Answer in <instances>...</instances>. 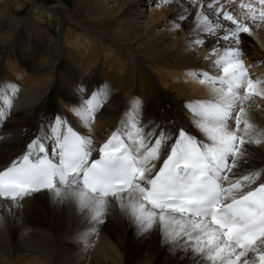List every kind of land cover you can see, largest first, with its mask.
Instances as JSON below:
<instances>
[{"label":"bare ground","instance_id":"bare-ground-1","mask_svg":"<svg viewBox=\"0 0 264 264\" xmlns=\"http://www.w3.org/2000/svg\"><path fill=\"white\" fill-rule=\"evenodd\" d=\"M73 1L71 9L63 0L50 6L40 0H0V110L12 100L10 114L0 122V170L26 154L37 138H44L51 154V130L58 120L92 136L95 147L125 127L124 122L130 125L133 117L145 132L175 136L184 130L203 140L191 107L211 94L190 73L222 75L213 62L237 46L222 39L234 27L231 22L205 7L210 20L226 27L214 35L200 31L196 15L202 9L194 0ZM241 4L260 8L259 0H219L217 6H232L239 22L250 27V35L240 34L238 47L249 75L264 80V24L254 23ZM197 39L203 40L201 46L195 45ZM21 62L25 65L18 70ZM12 86L18 89L15 94ZM105 92L92 130L84 129L77 111L93 94ZM246 109L255 127L264 130V100L256 98ZM245 148L249 164L244 171H260L258 185L264 182V143ZM109 243L121 251L122 260ZM170 245L155 229L141 232L118 205L97 224L74 201H57L49 191L18 205L0 199L1 264L20 254L36 255L45 264H199L183 248L177 252Z\"/></svg>","mask_w":264,"mask_h":264},{"label":"snow or ice","instance_id":"snow-or-ice-1","mask_svg":"<svg viewBox=\"0 0 264 264\" xmlns=\"http://www.w3.org/2000/svg\"><path fill=\"white\" fill-rule=\"evenodd\" d=\"M194 3L202 9L196 15L200 31L214 35L226 27L210 20L203 11L206 7L231 22L234 27L222 39L237 45L213 62L222 75L190 73L211 94L191 107L204 139L184 130L175 136L145 132L133 117L130 125L124 122L125 127L95 147L90 137L58 120L51 130L58 159L49 158L44 138L33 140L26 154L0 170V199L18 205L47 190L57 201H74L97 224L118 205L141 232H161L165 241H171L170 250L183 248L199 264H264V182L252 187L262 173L244 171L249 164L245 145L264 143V130L255 127L246 109L256 98L264 100V80L249 75L238 47L240 34L250 35L251 29L218 7L219 0ZM259 5V10L252 4L241 8L254 23L264 24V0ZM201 44L203 40H195V45ZM11 91L18 89L12 86ZM106 96L93 94L77 111L85 125L95 119ZM5 103L0 122L12 107L10 98ZM37 152L43 155L33 159Z\"/></svg>","mask_w":264,"mask_h":264},{"label":"rangeland","instance_id":"rangeland-1","mask_svg":"<svg viewBox=\"0 0 264 264\" xmlns=\"http://www.w3.org/2000/svg\"><path fill=\"white\" fill-rule=\"evenodd\" d=\"M40 1H42V4L44 5V6H50L51 4H53V3H56L58 0H40ZM64 1V3L67 5V6H70V8L72 9L73 8V6H74V1L73 0H63ZM29 13V9H26L25 11H24V13H23V15L21 16V17H26L27 16V14ZM245 34V33H244ZM201 46V45H200ZM9 53H10V51L8 52V53H6L7 54V56L9 55ZM7 56H6V58H7ZM1 64V63H0ZM6 64V63H5ZM24 65H25V62H21V63H19L18 65H17V69L19 70V67L20 66H23L24 67ZM10 67H6V66H4L3 65V70L4 71H6V72H8V74H9V69ZM16 70V69H15ZM11 74H13V73H11L10 72V75ZM13 76H14V74H13ZM27 77V76H26ZM25 79V78H24ZM77 116V115H76ZM78 118V117H77ZM76 118V120L82 125V127L85 129L86 128V130H89L90 129V131L92 130V128H93V121L91 122V124H89V125H85V123L84 122H82L79 118L77 119ZM103 125V124H102ZM113 126V125H112ZM85 136V135H84ZM88 137H90V135L88 136ZM91 139H92V141H94L93 140V138H92V136L90 137ZM100 238V234H96L95 235V239H99ZM105 243H107L108 244V242H105ZM109 245H110V249H112V250H114L115 252H114V254L116 255V257L119 259V260H122V254H121V251L120 250H117L115 247H114V245H112V244H110L109 243ZM17 257H18V259H17ZM37 256L36 255H34V256H27L26 254H20L19 256H14V257H12L11 259H9L8 258V262L7 261H5V262H3L2 264H31V263H35V264H45V262L43 261V260H39V262L37 261ZM34 260H36L37 262H34ZM31 261V262H30ZM0 264H1V262H0Z\"/></svg>","mask_w":264,"mask_h":264}]
</instances>
